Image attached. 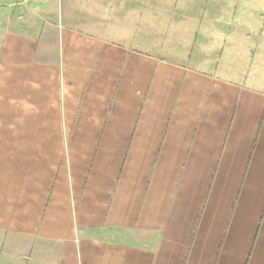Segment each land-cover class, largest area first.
I'll return each instance as SVG.
<instances>
[{
  "label": "crops",
  "instance_id": "0c3cea01",
  "mask_svg": "<svg viewBox=\"0 0 264 264\" xmlns=\"http://www.w3.org/2000/svg\"><path fill=\"white\" fill-rule=\"evenodd\" d=\"M23 1L0 0L17 13L0 33V264H41L34 241L58 245L47 264H264V6L151 0L159 46L136 0L31 1L48 38L20 32Z\"/></svg>",
  "mask_w": 264,
  "mask_h": 264
},
{
  "label": "rangeland",
  "instance_id": "374dc122",
  "mask_svg": "<svg viewBox=\"0 0 264 264\" xmlns=\"http://www.w3.org/2000/svg\"><path fill=\"white\" fill-rule=\"evenodd\" d=\"M23 1V0H20ZM31 1H37V0H26V2L24 3V5L26 6L24 8V6H22V4H20V14L23 16L24 15V10L27 11V19H23L20 16V32H38V31H44L46 37L48 38V36L50 35V32H52L50 29L53 27L52 25L48 24L47 20L42 19L41 15H40V11H42L41 9V5H36L31 3ZM137 1V11H138V16L136 18L137 21V28H138V34L141 33L143 34L145 29L148 28V25L146 26V21H149V25H150V21L153 22V38L154 40H156L158 42V45L160 46L161 43V30L156 26V21L159 18L158 13H152V15L150 16L148 13L145 14L144 12V6L145 3H150L151 0H136ZM197 4L199 6H202V4H209L210 0H196ZM219 2H226L227 4H237L235 2H238L239 0H218ZM24 2V1H23ZM153 3L156 2V0H152ZM253 4H259V5H263L264 6V0H253ZM23 8V9H22ZM11 17L16 19L17 18V13L16 10L14 9L13 12L11 13ZM10 14H3L0 12V33H3L5 31L9 30V19L11 18ZM151 17V18H150ZM232 20L231 21H237L239 22V20H241V13H236L234 12L232 14ZM232 27L230 28L229 26V31H233L234 30V26L235 23L232 22ZM28 25H30L28 27ZM146 27V28H145ZM50 28V29H49ZM145 28V29H144ZM16 30V29H14ZM218 30V29H217ZM216 30V31H217ZM170 31V30H169ZM140 35V34H139ZM167 35V34H165ZM167 36H165L164 38H166ZM168 38V37H167ZM160 42V43H159ZM170 46V44H169ZM188 47H192L191 44L188 45ZM28 244L30 245H34L39 246L40 247V251H36L35 250V254H38L40 257V261L41 264H47L49 258H51V260L53 259L54 256V252L58 250V245L51 243V242H45V241H34V242H28ZM27 244V245H28ZM17 245V244H16ZM8 246V245H7ZM6 245L3 246L2 249H4L5 247H7ZM17 247V246H16ZM16 247H12V245L10 244V246L8 247V251L12 254V259L16 258L19 254L20 256L24 257L25 259L28 257L31 258L32 256V251H24L22 252V255L20 252L15 251L17 250ZM6 250V249H4Z\"/></svg>",
  "mask_w": 264,
  "mask_h": 264
}]
</instances>
